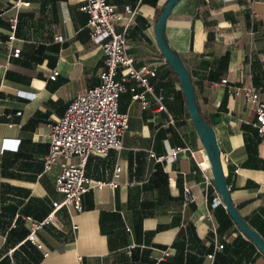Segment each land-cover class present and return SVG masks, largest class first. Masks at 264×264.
<instances>
[{
    "label": "crops",
    "instance_id": "crops-1",
    "mask_svg": "<svg viewBox=\"0 0 264 264\" xmlns=\"http://www.w3.org/2000/svg\"><path fill=\"white\" fill-rule=\"evenodd\" d=\"M27 1L15 8L13 0H0V264H264L215 186L203 184V172L213 180L207 151L156 43L166 0H107L123 15L116 28L125 33L133 65L156 69L148 78L153 90L119 66L116 78H126V89L118 108L128 115L122 147L90 153L84 166L91 181L105 184L82 195L81 211L62 206L43 222L63 197L56 175L77 160L44 170L50 125L75 96L99 84L104 54L90 39L80 10L85 0ZM12 18L17 57L7 42ZM162 35L189 72L230 198L264 240V132L254 126L253 105L232 92L250 85L264 102V0H180ZM221 79L226 83L215 86ZM134 93L143 94L145 106ZM178 145L194 156L171 158ZM216 196L221 203H213ZM32 224H39L34 240L41 249L29 238ZM165 249L169 255L160 259Z\"/></svg>",
    "mask_w": 264,
    "mask_h": 264
},
{
    "label": "built area",
    "instance_id": "built-area-1",
    "mask_svg": "<svg viewBox=\"0 0 264 264\" xmlns=\"http://www.w3.org/2000/svg\"><path fill=\"white\" fill-rule=\"evenodd\" d=\"M29 5L27 0H13L15 8ZM80 10L87 14V27L89 36L94 44L101 47L104 54L103 67L100 71V82L88 88L84 93L75 96L64 114L50 125L49 149L44 156V170H49L61 159L76 157L75 162H70L62 166L56 175L55 187L63 197L61 201L52 203V211L43 222L51 220L54 212L62 207H73L77 211L82 210V195L91 187H102L105 183L101 181L93 182L86 176L84 166L87 156L90 153L106 155L110 149H120L124 133L128 127V115L118 108V97L126 87L124 80L133 78L140 82L146 90L153 88L148 82L149 77L156 75V69L147 64L138 67L133 65V60L126 55V37L124 31L117 30L116 23L122 19L123 15L119 7L109 3L107 0H85L80 5ZM125 12L130 13L131 9L125 7ZM17 19L10 20L8 30V47L11 56H19L20 49L13 48L12 40L15 38ZM57 41H63L61 35H56ZM127 69L126 78L117 79L116 74L119 66ZM53 71L51 77H55ZM226 80L221 79L214 83L215 86L225 84ZM133 91L134 88H131ZM230 91V90H229ZM233 94H242L247 101L253 105L255 121L254 126L259 132H264V102L260 99L258 91L253 86H242L232 91ZM134 99H141L142 105H146L143 94L134 93ZM162 109L163 105H159ZM194 156V151L188 145H178L173 147L169 156L176 159L178 156ZM204 159L207 155L202 152ZM200 165L202 162L199 163ZM202 171H204L202 169ZM203 184L206 187H214L212 178L206 173H202ZM112 186L115 184H111ZM186 198H189V187L184 188ZM213 203H221L218 196L213 198ZM39 224H32L29 238L40 249V244L35 242L34 233ZM76 227L75 225L73 226ZM222 245H219L221 248ZM169 255L167 249L162 251L160 259ZM208 256H212L209 254Z\"/></svg>",
    "mask_w": 264,
    "mask_h": 264
},
{
    "label": "water",
    "instance_id": "water-1",
    "mask_svg": "<svg viewBox=\"0 0 264 264\" xmlns=\"http://www.w3.org/2000/svg\"><path fill=\"white\" fill-rule=\"evenodd\" d=\"M180 0H166L163 9L160 12L157 23L155 25V38L158 48L166 60L169 67L175 73L180 81L181 88L185 94L187 107L195 128L198 130L202 142L206 148L207 155L211 164V171L213 175V184L220 194L222 201L226 205L228 213L234 220V222L239 226V228L256 244L260 251L264 254V240L258 235V233L250 228L243 217L240 215L238 209L233 204L229 191L227 189L225 178L222 173L220 165V157L218 147L216 145L214 132L210 125H208L202 118L198 106L195 100L194 85L192 83L191 77L188 70L182 64L181 59L175 54V52L170 49V47L165 43L162 35V29L164 27L165 21L170 14L173 7Z\"/></svg>",
    "mask_w": 264,
    "mask_h": 264
},
{
    "label": "trees",
    "instance_id": "trees-1",
    "mask_svg": "<svg viewBox=\"0 0 264 264\" xmlns=\"http://www.w3.org/2000/svg\"><path fill=\"white\" fill-rule=\"evenodd\" d=\"M172 71V69H170ZM173 72V71H172ZM174 73V72H173Z\"/></svg>",
    "mask_w": 264,
    "mask_h": 264
}]
</instances>
